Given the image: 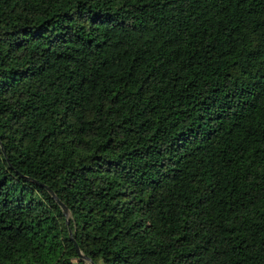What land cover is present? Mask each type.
<instances>
[{"label": "trees", "instance_id": "16d2710c", "mask_svg": "<svg viewBox=\"0 0 264 264\" xmlns=\"http://www.w3.org/2000/svg\"><path fill=\"white\" fill-rule=\"evenodd\" d=\"M80 253L264 264V0H0V264Z\"/></svg>", "mask_w": 264, "mask_h": 264}, {"label": "water", "instance_id": "95a60500", "mask_svg": "<svg viewBox=\"0 0 264 264\" xmlns=\"http://www.w3.org/2000/svg\"><path fill=\"white\" fill-rule=\"evenodd\" d=\"M56 200H57L58 204L61 206L63 212H64L65 214H68V210H67L66 206H65L63 203H61L60 200H58V199H56ZM69 234H70V236H71V232H69ZM76 249L79 250L77 245H76ZM80 256H81V258H82L83 260L88 261L90 264H95V262H93L91 259H89V258L83 256L81 253H80Z\"/></svg>", "mask_w": 264, "mask_h": 264}, {"label": "rangeland", "instance_id": "374dc122", "mask_svg": "<svg viewBox=\"0 0 264 264\" xmlns=\"http://www.w3.org/2000/svg\"><path fill=\"white\" fill-rule=\"evenodd\" d=\"M86 263H87V264H90L88 261H86ZM100 264H102V263H100Z\"/></svg>", "mask_w": 264, "mask_h": 264}]
</instances>
